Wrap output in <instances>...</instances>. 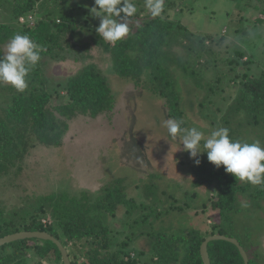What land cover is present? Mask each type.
Wrapping results in <instances>:
<instances>
[{
	"label": "rangeland",
	"instance_id": "obj_1",
	"mask_svg": "<svg viewBox=\"0 0 264 264\" xmlns=\"http://www.w3.org/2000/svg\"><path fill=\"white\" fill-rule=\"evenodd\" d=\"M35 1L32 24L46 16L45 12L50 17L64 14L70 22L60 46L39 61L51 95L50 107L67 103V80L87 65H94L106 78L114 105L94 118L76 115L67 119L60 146L32 140L23 161L0 178V208L23 223L37 213L43 196L65 193L79 197L85 193L94 199L104 187L121 180L134 207L119 206L107 219L112 252L125 243V255L146 263L151 259V235L189 229L205 234L219 222L218 212L210 209L215 193L209 186L195 185V161L183 150L179 137L168 136L164 121L171 118L165 101L148 89L147 77L139 84L119 77L110 57L94 43L93 32L100 23L90 11L94 0ZM130 2L150 13L145 0ZM263 6L264 0H164L160 16L188 31L165 49L183 128L195 127L207 138L219 127L238 130L245 124L244 115L228 116L227 112L244 78L264 76V25L257 22ZM9 11L7 2L0 4V24L18 27ZM7 43L1 47L2 54ZM183 64L194 71L198 83L183 71ZM8 86L0 85V106L4 105L1 90ZM240 132L245 141H259L264 146V129L258 133L242 125ZM196 159L206 161L207 154ZM237 199L238 211L231 213L232 231L248 245L249 254L264 264V201L250 200L247 193ZM154 210L159 217L154 216ZM46 211L41 220L48 226L54 220L48 208ZM35 215L40 219L39 213ZM28 264L55 263L41 261L31 253Z\"/></svg>",
	"mask_w": 264,
	"mask_h": 264
},
{
	"label": "trees",
	"instance_id": "obj_2",
	"mask_svg": "<svg viewBox=\"0 0 264 264\" xmlns=\"http://www.w3.org/2000/svg\"><path fill=\"white\" fill-rule=\"evenodd\" d=\"M3 2L10 5L9 13L20 25L13 27L0 24V55L1 47L7 41L15 34H22L43 46V57L52 48L59 47V43L70 31L69 18L64 14L50 17L47 16L50 13L45 12L47 15L35 21L32 27L21 23L20 18L35 16V0H0V4ZM134 4L137 12L129 19V34L123 40L109 44L97 32H93L94 43L110 57L112 69L119 77L139 84L146 76L148 89L165 101L169 117L182 120L181 126L184 127L179 95L166 63L168 59L165 49L176 42L178 36H183L182 32L187 34L188 31L181 24L161 16L153 18L141 6ZM260 15L257 22L264 25V6ZM181 67L198 83L193 70L185 64ZM26 80L27 88L23 92L16 91L12 86L1 90L4 105L0 106V178L23 161L32 140L44 146H60L67 131V119L76 115L94 118L110 111L114 105L107 80L94 65L85 66L67 80L64 89L67 103L54 107H50L51 95L45 88L39 63ZM230 113L244 115L246 120L245 124L239 125L238 130L228 128L233 140L245 141L240 132L242 125L258 133L264 129V76L244 78L241 81L239 91L227 112L228 116H231ZM192 171L196 177V186L206 185L214 191L210 209L218 212L219 222L212 224L205 234L199 229H189L179 234L158 232L151 235V259L143 264H203L200 246L206 237L212 235L236 239L245 250L249 264H260L249 254L248 245L232 231L234 222L231 213L238 211L237 198L245 193L250 200L264 201V186L237 181L225 172L223 166L216 168L208 159L200 160V164L195 165ZM119 206L128 210L134 207L131 199L126 197L121 180L104 187L94 199L85 193L79 197L65 193L50 194L39 199L36 212L40 214V219L35 213L19 223L0 208V238L21 231L46 232L62 243L70 264L141 263L137 257L131 258L124 254L125 243L118 244L119 250H111V230L106 222L108 217L116 214ZM46 208L54 220L48 226L42 224L41 220L46 217ZM152 213L155 217L160 216L156 210ZM207 251L210 264H244L237 248L230 243L210 242ZM31 253L41 261L52 260L55 264H62L57 247L50 241L37 239L1 246L0 264H28Z\"/></svg>",
	"mask_w": 264,
	"mask_h": 264
},
{
	"label": "clouds",
	"instance_id": "obj_3",
	"mask_svg": "<svg viewBox=\"0 0 264 264\" xmlns=\"http://www.w3.org/2000/svg\"><path fill=\"white\" fill-rule=\"evenodd\" d=\"M91 14L100 18L96 28L98 36L109 44L123 40L129 34L128 21L137 8L130 0H94ZM145 7L153 18L159 17L164 9V0H145ZM45 49L28 35L15 34L0 55V85H10L16 91L27 88L29 73L38 65ZM182 120L166 119L164 127L171 139L180 138L183 150L188 152L198 166L196 159L207 154L208 161L216 168L224 167L237 181L253 186H264V146L259 141L233 140L228 128L219 127L207 138L197 128H183ZM203 149V151L201 150Z\"/></svg>",
	"mask_w": 264,
	"mask_h": 264
},
{
	"label": "water",
	"instance_id": "obj_4",
	"mask_svg": "<svg viewBox=\"0 0 264 264\" xmlns=\"http://www.w3.org/2000/svg\"><path fill=\"white\" fill-rule=\"evenodd\" d=\"M26 239H37L41 241L52 242L57 247L61 255L62 264H70L68 253L66 249L64 248V246L62 245V243L58 239H56L55 237H53L52 235L46 232L21 231V232L13 233L3 238H0V247L5 244H9V243L21 241V240H26ZM213 241H224V242L234 245L237 248L241 256L243 263L249 264L248 256L245 250L243 249V247L240 245V243L234 238L226 237L223 235H212L204 239V241L202 242L200 246V256L203 261V264H210L208 251H207V245L208 243L213 242ZM136 264H143V263H136Z\"/></svg>",
	"mask_w": 264,
	"mask_h": 264
},
{
	"label": "built area",
	"instance_id": "obj_5",
	"mask_svg": "<svg viewBox=\"0 0 264 264\" xmlns=\"http://www.w3.org/2000/svg\"><path fill=\"white\" fill-rule=\"evenodd\" d=\"M31 20H32V17H31V16H27L26 19H24V18H20L19 21H20L21 23H26V24L28 25V24L31 23ZM32 25H33V24L31 23V26H32Z\"/></svg>",
	"mask_w": 264,
	"mask_h": 264
}]
</instances>
